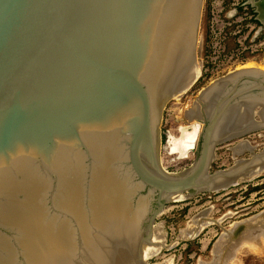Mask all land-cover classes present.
I'll list each match as a JSON object with an SVG mask.
<instances>
[{
    "label": "water",
    "instance_id": "1",
    "mask_svg": "<svg viewBox=\"0 0 264 264\" xmlns=\"http://www.w3.org/2000/svg\"><path fill=\"white\" fill-rule=\"evenodd\" d=\"M203 2L0 0V264H145L176 245L141 238L167 201L264 169L263 151L208 170L221 140L264 127V70L251 68L197 98L202 121L174 138L195 150L191 169L160 164L152 114L185 79ZM248 2L264 25V0ZM238 105L246 119L224 132L221 117L235 119ZM121 211L134 220L110 235Z\"/></svg>",
    "mask_w": 264,
    "mask_h": 264
},
{
    "label": "rangeland",
    "instance_id": "2",
    "mask_svg": "<svg viewBox=\"0 0 264 264\" xmlns=\"http://www.w3.org/2000/svg\"><path fill=\"white\" fill-rule=\"evenodd\" d=\"M248 1L203 2L193 62L200 68V74L183 95L166 101L161 111L157 106L161 113L158 158L169 173H183L193 165L195 150L176 148L174 138H185L183 129L202 121L197 99L202 98L201 92L231 72L248 68L249 64L254 69L259 65L264 67V25ZM233 115L235 119L228 114L221 117L226 132H231L229 122L232 129L241 125V120L244 122L246 110L238 105ZM252 118L254 121L262 118V105L252 108ZM242 135L218 141L221 143L213 151L210 174L227 170L264 151V127ZM182 194L185 197L166 202L155 218L151 233L147 234L164 235V243L176 245H158L157 253L144 254L145 264H264V169L227 189L191 190ZM131 220L133 216L121 211L110 235L129 228ZM240 224L243 228L238 231ZM146 233L147 227L141 238L147 237Z\"/></svg>",
    "mask_w": 264,
    "mask_h": 264
},
{
    "label": "bare ground",
    "instance_id": "3",
    "mask_svg": "<svg viewBox=\"0 0 264 264\" xmlns=\"http://www.w3.org/2000/svg\"><path fill=\"white\" fill-rule=\"evenodd\" d=\"M196 56L193 55V52H192V57H191V62H190V65L188 67V70H187V75L185 76V79L184 80H181V81H178L175 85H174V88H173V91H167L166 93V97L157 105L159 106L160 108V111H161V108H163V105L166 103V101H168L169 99H171L172 97H180L181 95H183L193 84L194 80H196V78L199 76L200 74V68L195 64L193 65V62L195 60ZM248 68H251L250 64L248 66ZM251 69H254L251 68ZM257 69L259 70H264V67H260L259 65V68L257 67ZM157 106L152 114V124H153V129H154V139H155V143H156V147L158 146V142H159V138H160V133H159V129H158V124H159V117L161 115V113L159 112V110H157ZM156 117V122L154 121V118ZM243 118V117H242ZM241 118V119H242ZM244 119V118H243ZM240 120V119H239ZM252 121H254V119L252 118ZM256 121V120H255ZM241 122V125H242V122L243 120L240 121ZM155 123V124H154ZM241 125H237V128H239ZM155 127V128H154ZM226 130V129H225ZM248 131V130H247ZM226 132V131H224ZM228 132V131H227ZM246 132V131H245ZM244 132L242 133H239V134H243ZM238 134V135H239ZM234 136H231L229 138H232ZM229 138H226V139H223L221 141H226L228 140ZM245 145L244 143H241V145ZM243 147V146H242ZM249 149L251 148V146L249 145L248 143V146H247ZM245 161L242 160L240 161L239 163H244ZM263 167H258L256 169V172H254L252 175L256 174L258 171L262 170ZM251 176V175H250ZM182 197H185V195H183L182 193H179V196L178 197H175V198H182ZM208 224V223H207ZM200 225V224H199ZM203 225V224H201ZM202 228V227H201ZM197 231V230H196ZM195 231H193L192 233L194 234ZM150 234V233H149ZM147 237H149V235H147ZM159 247V246H158ZM161 248V247H160ZM157 253V251H156ZM146 254V253H145ZM148 254V253H147ZM150 256V255H149ZM145 257V255H144Z\"/></svg>",
    "mask_w": 264,
    "mask_h": 264
},
{
    "label": "built area",
    "instance_id": "4",
    "mask_svg": "<svg viewBox=\"0 0 264 264\" xmlns=\"http://www.w3.org/2000/svg\"><path fill=\"white\" fill-rule=\"evenodd\" d=\"M237 5H238V3H237ZM236 9V8H235ZM223 10V8L222 9H220V12ZM231 16V15H230ZM232 16H234V15H232ZM231 16V17H232ZM263 45H264V42H263ZM262 44H260V46L262 47L263 46Z\"/></svg>",
    "mask_w": 264,
    "mask_h": 264
}]
</instances>
